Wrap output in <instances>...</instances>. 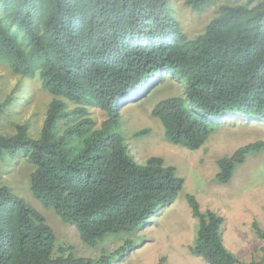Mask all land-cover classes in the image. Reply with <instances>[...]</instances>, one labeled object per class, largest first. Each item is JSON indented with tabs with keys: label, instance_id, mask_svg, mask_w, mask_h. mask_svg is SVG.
Instances as JSON below:
<instances>
[{
	"label": "trees",
	"instance_id": "trees-1",
	"mask_svg": "<svg viewBox=\"0 0 264 264\" xmlns=\"http://www.w3.org/2000/svg\"><path fill=\"white\" fill-rule=\"evenodd\" d=\"M217 4L204 32L190 38L168 0H0V63L39 77L54 97L39 137L17 125L15 135H0V156L28 157L32 195L77 227L86 245L137 232L184 186L162 158H134L121 132L125 101L162 77L181 83L183 93L160 100L153 115L172 144L190 150L208 141L213 121L264 123V0L187 1L195 12ZM8 105L0 103V116ZM89 106L107 114L100 126ZM263 149L260 141L219 160L218 183ZM187 200L199 223L192 253L208 264H244L224 243V218L203 212L193 195ZM133 249L126 241L98 259L61 255L45 217L0 186V264H111Z\"/></svg>",
	"mask_w": 264,
	"mask_h": 264
},
{
	"label": "rangeland",
	"instance_id": "rangeland-1",
	"mask_svg": "<svg viewBox=\"0 0 264 264\" xmlns=\"http://www.w3.org/2000/svg\"><path fill=\"white\" fill-rule=\"evenodd\" d=\"M168 1L175 19L190 38L204 32L219 7L217 4L195 12L187 5L188 0ZM183 89L181 83L162 77L120 107L121 132L134 158L146 164L150 157H160L184 180L177 199L149 216L137 232L110 237L98 247L86 245L77 227L63 222L34 198L30 189L34 166L23 153L0 156V186L9 187L45 217L55 233L58 253L64 256L73 253L98 259L131 241L134 249L124 257H114L111 264H208L191 251L199 225L187 200L188 195H193L203 212L211 210L224 218V243L235 256L244 264L260 263L264 259V239L254 224L264 231V149L249 155L227 184H219L217 174L219 160L241 147L264 141V123L236 117L216 120L214 131L200 149L174 145L153 109L160 100L178 96ZM53 99L43 90L39 77L13 75L0 63V103L9 102L0 116V135H15L17 125H26L31 137H39ZM88 110L97 126L107 118L98 107L89 106ZM143 131L145 134L138 136Z\"/></svg>",
	"mask_w": 264,
	"mask_h": 264
}]
</instances>
